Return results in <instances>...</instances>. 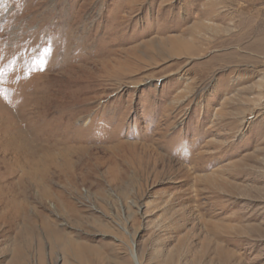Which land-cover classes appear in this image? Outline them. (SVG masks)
Listing matches in <instances>:
<instances>
[{
    "label": "rangeland",
    "instance_id": "1",
    "mask_svg": "<svg viewBox=\"0 0 264 264\" xmlns=\"http://www.w3.org/2000/svg\"><path fill=\"white\" fill-rule=\"evenodd\" d=\"M0 264H264V0H0Z\"/></svg>",
    "mask_w": 264,
    "mask_h": 264
},
{
    "label": "bare ground",
    "instance_id": "2",
    "mask_svg": "<svg viewBox=\"0 0 264 264\" xmlns=\"http://www.w3.org/2000/svg\"><path fill=\"white\" fill-rule=\"evenodd\" d=\"M71 249H72V246H71ZM73 256L77 257V251H76V249H74V251H73Z\"/></svg>",
    "mask_w": 264,
    "mask_h": 264
}]
</instances>
